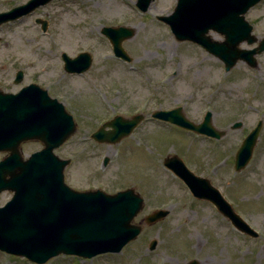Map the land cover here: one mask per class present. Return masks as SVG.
I'll return each mask as SVG.
<instances>
[{
  "label": "rangeland",
  "instance_id": "1",
  "mask_svg": "<svg viewBox=\"0 0 264 264\" xmlns=\"http://www.w3.org/2000/svg\"><path fill=\"white\" fill-rule=\"evenodd\" d=\"M25 1L5 0L4 8ZM136 1L54 0L0 26V89L16 93L36 84L61 102L77 124L73 136L54 152L71 159L64 170L66 183L79 191L101 189L107 194L133 188L144 200L134 223L154 210H169L165 219L143 226L118 253L90 259L59 255L44 264H264V52L256 57V69L239 61L225 73L220 60L193 43L177 42L157 20L172 13L176 0H154L146 12L137 9ZM256 13L251 8L246 14L252 26ZM36 19L48 22L44 32ZM118 26L134 31L122 42L128 63L114 56L101 34L103 27ZM257 32L253 27L255 36ZM210 36L223 40L215 32ZM83 51L92 57L89 69L82 74L63 71L61 53L75 57ZM17 70L24 75L14 84ZM178 106L195 124L210 111L212 125L225 135L212 140L150 117L154 110ZM136 113L145 118L129 137L112 145L90 139L114 115ZM259 120L262 128L252 157L235 173V153ZM236 122L241 126L232 130ZM41 148V143L28 141L20 151L26 158ZM6 155L0 152V160ZM169 156L207 178L259 236L239 233L208 201L195 199L163 165ZM103 157L106 166L101 165ZM11 196L2 192L0 206ZM153 240L156 247L150 251ZM0 264L35 263L0 252Z\"/></svg>",
  "mask_w": 264,
  "mask_h": 264
},
{
  "label": "water",
  "instance_id": "2",
  "mask_svg": "<svg viewBox=\"0 0 264 264\" xmlns=\"http://www.w3.org/2000/svg\"><path fill=\"white\" fill-rule=\"evenodd\" d=\"M50 0H29L26 4L0 14L2 22L28 14ZM153 0H137V7L146 11ZM258 0H177L173 13L158 17L167 23L177 41H191L225 64V70L237 61H245L255 67L254 56L264 51V43L251 50H239L238 44L255 39L250 35L251 26L243 15ZM45 30L46 23H41ZM214 30L224 35L223 42L213 41L206 35ZM102 33L110 40L114 54L129 60L121 42L133 36V30L125 27L103 28ZM64 69L68 73H80L91 64V56L80 53L70 59L62 54ZM22 73L16 74L15 82L21 81ZM152 117L170 122L183 129L215 139L225 132L215 129L211 112H206L199 124L185 118L181 108L156 111ZM136 115L131 119L115 117L104 124L91 137L98 142L117 143L128 136L141 122ZM240 123L231 126L240 127ZM109 127L108 130H105ZM261 128L259 121L243 140L235 156V170H241L249 161ZM76 131L73 118L63 105L51 99L45 90L29 85L13 95L0 91V151L8 155L0 161V193L12 192L11 199L0 207V251L26 257L43 264L63 255L91 258L104 253H118L136 239L143 226H151L169 214L158 209L135 224L134 218L143 209V198L133 188L114 194L100 189L75 191L64 182L63 170L69 160L58 158L54 150L60 147ZM26 141H39L43 148L24 159L20 146ZM107 160L105 159V162ZM164 165L178 176L194 197L212 203L240 232L256 238L258 234L234 212L218 189L208 179L194 175L176 156L167 157ZM156 241L149 243L153 250ZM188 264H196L191 261Z\"/></svg>",
  "mask_w": 264,
  "mask_h": 264
},
{
  "label": "flooded vegetation",
  "instance_id": "3",
  "mask_svg": "<svg viewBox=\"0 0 264 264\" xmlns=\"http://www.w3.org/2000/svg\"><path fill=\"white\" fill-rule=\"evenodd\" d=\"M4 4H5V0H0V12L6 11V9L4 8ZM253 8L256 9L257 12L253 27H255L258 30L256 35L257 38L256 46H259L264 41V0H259ZM248 13L249 11L247 12V14ZM0 69H3L2 72L4 71L3 65L0 66Z\"/></svg>",
  "mask_w": 264,
  "mask_h": 264
}]
</instances>
